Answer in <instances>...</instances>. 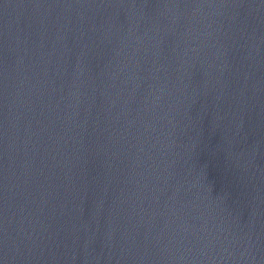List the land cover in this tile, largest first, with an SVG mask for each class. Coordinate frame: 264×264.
I'll list each match as a JSON object with an SVG mask.
<instances>
[{
	"label": "water",
	"instance_id": "1",
	"mask_svg": "<svg viewBox=\"0 0 264 264\" xmlns=\"http://www.w3.org/2000/svg\"><path fill=\"white\" fill-rule=\"evenodd\" d=\"M0 264H264V0H0Z\"/></svg>",
	"mask_w": 264,
	"mask_h": 264
}]
</instances>
